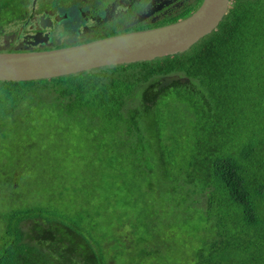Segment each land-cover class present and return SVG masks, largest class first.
Returning a JSON list of instances; mask_svg holds the SVG:
<instances>
[{"label":"trees","instance_id":"16d2710c","mask_svg":"<svg viewBox=\"0 0 264 264\" xmlns=\"http://www.w3.org/2000/svg\"><path fill=\"white\" fill-rule=\"evenodd\" d=\"M179 55L51 79L0 81L8 87L0 92V101L9 102L0 105V124H6L9 116L34 112L40 121L55 127L52 136L66 140L72 138V131L58 125L68 126L77 116L104 113L112 124L103 125L96 134L131 138L138 156L141 149L159 152L164 168L166 153L175 151L184 126L190 125L199 137L192 141L198 149L188 151L179 187H196L195 173L204 171L202 201L210 222L202 216L208 231L203 233L205 237L195 251L181 259L175 256L172 264H264V0H233L216 29ZM172 74L189 81L160 86L161 79ZM39 90L52 95V105L43 108L38 101L17 107L27 94ZM189 92L197 99L186 96ZM34 136L42 143L43 126ZM39 146L34 142L35 149ZM74 157L67 154L68 166ZM25 160L34 161L32 168L42 161L34 156ZM12 161L16 166L20 162L17 158ZM210 185L215 186L213 192ZM42 209L36 205L8 207L3 214L0 264L113 262L107 248L97 251L80 230L65 226L56 208ZM81 210L85 217L90 216ZM36 228L38 232H34ZM161 233L153 229L140 233L136 247L151 236L150 247L155 248L140 252L142 257L168 264L167 253L162 251L168 243L160 238Z\"/></svg>","mask_w":264,"mask_h":264},{"label":"rangeland","instance_id":"374dc122","mask_svg":"<svg viewBox=\"0 0 264 264\" xmlns=\"http://www.w3.org/2000/svg\"><path fill=\"white\" fill-rule=\"evenodd\" d=\"M7 89L6 85H0V92ZM186 96L197 99L191 92ZM38 101H42L43 108L53 104L52 95L39 90L27 94L17 107L32 106ZM8 104L0 101V105ZM39 116L34 112L9 116L6 124H0V244L5 228L3 214L8 207L36 205L43 209L56 208L65 226L80 230L97 251L107 248L108 259L113 260L109 264H160L157 259L144 258L140 253L155 248L150 247L151 236H146L147 243L136 247L140 233L151 229L162 232L160 238L168 243L162 248L167 253L168 264L176 260L175 256L181 259L195 251L205 237L203 233L208 232L202 220V216L206 219L204 213L208 207L202 201L204 171L195 173L196 187L194 184L190 190L179 187L183 183L186 155L198 149V144L192 141L199 137L192 133L194 129L190 125L184 126L182 137L177 139L181 144L175 151L166 153L167 168H164L159 152L141 149L138 156L130 144L131 138L96 134L103 125L112 124L104 113L98 117L77 116L68 126L58 125L59 129L69 127L72 131V138L66 140L52 136L50 133L55 127L40 121ZM42 126L41 143L34 133ZM27 133L32 137H27ZM34 142L40 144L36 149ZM68 153L75 154L71 166L65 161ZM10 156L20 161L18 166L13 165ZM28 156L42 161L32 168L34 161L25 160ZM214 188L209 186L211 192ZM82 208L90 213L88 218ZM36 231L39 230L36 228Z\"/></svg>","mask_w":264,"mask_h":264},{"label":"flooded vegetation","instance_id":"af4514ba","mask_svg":"<svg viewBox=\"0 0 264 264\" xmlns=\"http://www.w3.org/2000/svg\"><path fill=\"white\" fill-rule=\"evenodd\" d=\"M204 1L0 0V52L81 45L157 28L189 17Z\"/></svg>","mask_w":264,"mask_h":264},{"label":"water","instance_id":"95a60500","mask_svg":"<svg viewBox=\"0 0 264 264\" xmlns=\"http://www.w3.org/2000/svg\"><path fill=\"white\" fill-rule=\"evenodd\" d=\"M229 0H205L189 17L157 28L124 33L94 42L46 50L0 52V81L51 79L107 66L137 63L188 50L211 33L228 11ZM178 74L161 79L160 86Z\"/></svg>","mask_w":264,"mask_h":264},{"label":"clouds","instance_id":"9594fccd","mask_svg":"<svg viewBox=\"0 0 264 264\" xmlns=\"http://www.w3.org/2000/svg\"><path fill=\"white\" fill-rule=\"evenodd\" d=\"M229 1H231V0H229ZM230 5H231V4L229 3V7H230ZM229 7H228V9H229ZM199 40H200V39H199ZM199 40H198V41H199ZM193 45H194V44H193ZM186 51H187V50H186ZM184 52H185V51H184ZM175 54H176V53H175Z\"/></svg>","mask_w":264,"mask_h":264}]
</instances>
